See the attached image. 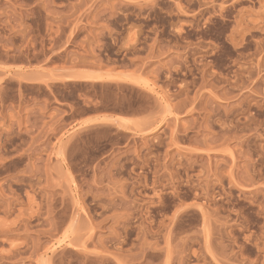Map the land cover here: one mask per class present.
<instances>
[{"label":"rangeland","instance_id":"1","mask_svg":"<svg viewBox=\"0 0 264 264\" xmlns=\"http://www.w3.org/2000/svg\"><path fill=\"white\" fill-rule=\"evenodd\" d=\"M0 264H264V0H0Z\"/></svg>","mask_w":264,"mask_h":264},{"label":"crops","instance_id":"2","mask_svg":"<svg viewBox=\"0 0 264 264\" xmlns=\"http://www.w3.org/2000/svg\"><path fill=\"white\" fill-rule=\"evenodd\" d=\"M15 75L22 81L25 82H41V77L43 75H41V73H36V72H32V71H25V72H17L15 73ZM101 117L100 114H91L88 115L86 117H84V119H88V121H94L97 120Z\"/></svg>","mask_w":264,"mask_h":264}]
</instances>
